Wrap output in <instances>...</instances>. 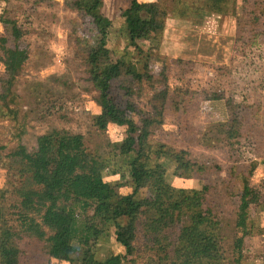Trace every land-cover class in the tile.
Masks as SVG:
<instances>
[{"label":"rangeland","instance_id":"1","mask_svg":"<svg viewBox=\"0 0 264 264\" xmlns=\"http://www.w3.org/2000/svg\"><path fill=\"white\" fill-rule=\"evenodd\" d=\"M76 0H0V56L11 40L12 24L21 30L17 76L7 105L0 102V225L20 234L15 243L21 250L20 264H85L88 249L97 261L125 255L116 241L115 225L109 223L99 238L75 233L80 246L70 262L60 263L49 256L48 243L24 234L26 212L18 190L24 180L22 169L13 166L8 155L20 142L31 149L43 137L53 145L72 148L77 174L94 178L97 171L87 161L94 158L103 179L118 194L131 192L128 163L131 157L118 152L126 128L110 125L100 130L95 125L99 111V92L89 79L86 59L98 41V32H107L110 51L118 59L132 63L138 74L145 71L155 77L165 68L167 82L178 96L179 107L169 106L164 122L156 126L145 143L152 157L166 169V179L176 188L210 190L205 193L211 211L178 210L156 206L152 213L174 220L158 237L145 234L139 227L136 252L121 264H199L203 259L173 254L172 244L182 225L194 221L218 222V233L226 259L206 260L209 264H237L233 247L243 235L238 227L240 197L247 188L261 196L251 206L252 235L244 243L242 264H264V0H137L141 4L159 3L167 11L165 31L148 40L133 42L121 13L132 0H103L95 15H86L71 7ZM248 1V2H247ZM259 18V20H258ZM100 23V25H97ZM4 67L0 64V77ZM142 84L125 83L138 91L131 101L144 116L150 109L154 89L144 78ZM118 86V83L116 84ZM163 85L158 83L156 89ZM125 102L121 90L114 89ZM224 96L240 106L245 136L227 143L228 112ZM7 108L12 114L3 115ZM134 118H139L134 116ZM21 139V140H20ZM178 158L218 166L207 180L181 179L175 175ZM79 224L92 215L91 206H66ZM41 221V212H26ZM159 238V239H158Z\"/></svg>","mask_w":264,"mask_h":264},{"label":"trees","instance_id":"2","mask_svg":"<svg viewBox=\"0 0 264 264\" xmlns=\"http://www.w3.org/2000/svg\"><path fill=\"white\" fill-rule=\"evenodd\" d=\"M102 2L103 0H76L70 5L86 15L96 16L95 13ZM262 12L264 13V9ZM121 16L127 24L129 39L137 42L161 35L165 31L168 14L159 3L141 4L132 0ZM2 23L6 27L12 24L11 40L4 46L0 56V64L4 67V74L0 77V102L7 105L16 81L17 61L20 57L19 41L22 34L11 20L3 18ZM106 37V30L100 29L98 41L86 59L89 79L99 92V111L95 117V125L100 130H106L110 125L126 128L124 140L117 150L120 154L131 157L128 170L133 190L127 194H118L116 188L103 179L99 170L101 164L89 155L86 159L98 172L97 175L94 178L78 175L72 148L66 144L53 145L43 137L36 140L32 149L20 142L8 155L10 163L21 167L24 176L18 190L22 208L26 212L35 210L42 213L39 221L25 212L21 231L31 238L46 241L49 256L60 263L70 262L71 255L79 251L80 246L73 242L75 233H80L84 237V243L88 245L91 237H101L105 232L104 227L114 223L116 241L124 247L125 255L100 262L95 260L94 254L88 249L84 263L121 264V259L130 260L135 254V241L140 226L144 228L145 234L152 237H158L166 228L175 226L174 220L154 215V207L211 211L205 196L211 188L209 185L204 184L202 190L172 186L166 179V167L158 161L151 164V153L145 147L154 128L163 124L168 107H179L176 100L178 95L172 92L168 85L165 68L158 78L147 69L145 74H138L132 63H127L123 58L118 59L114 52L109 50ZM141 78L154 89L149 101L151 111L144 116L136 103L131 101V97L138 91L131 84L125 83L131 80L142 84ZM158 83L163 85L161 89H156ZM115 88L121 90L125 102L118 100L114 95ZM218 99L222 101L220 105L228 112L226 117L232 118H229L225 131L227 143L232 145L246 133L245 123L239 114L242 111L238 110L241 107L234 106L233 101L224 96L213 97L211 100ZM12 113V110L7 108L3 115ZM175 163V175L181 179L208 180L216 167L221 170L218 166L181 158L175 160ZM60 199L66 206H91L93 213L79 224L73 213L67 208L59 207ZM260 201L261 196L251 188H247L240 197L241 216L238 227L243 235L236 239L233 247V259L237 264H242L244 243L247 237L252 235L249 218L251 206L260 204ZM218 225V222L213 221H194L182 225L172 244L173 254L226 259L216 232ZM17 238H20L19 233L0 225V264H20L21 250L14 241Z\"/></svg>","mask_w":264,"mask_h":264},{"label":"crops","instance_id":"3","mask_svg":"<svg viewBox=\"0 0 264 264\" xmlns=\"http://www.w3.org/2000/svg\"><path fill=\"white\" fill-rule=\"evenodd\" d=\"M173 185V184H172ZM177 187V186H176ZM183 188H186V187H183ZM178 258H183L184 256H176ZM193 258V257H192ZM200 259H203V260H212L213 258H200ZM215 260H220V259H215Z\"/></svg>","mask_w":264,"mask_h":264},{"label":"bare ground","instance_id":"4","mask_svg":"<svg viewBox=\"0 0 264 264\" xmlns=\"http://www.w3.org/2000/svg\"><path fill=\"white\" fill-rule=\"evenodd\" d=\"M199 264H208L206 260L201 261ZM210 264V262H209Z\"/></svg>","mask_w":264,"mask_h":264}]
</instances>
